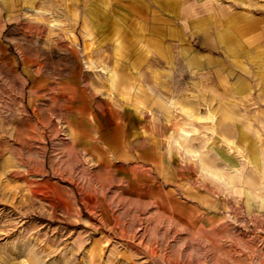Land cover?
I'll use <instances>...</instances> for the list:
<instances>
[{
  "label": "crops",
  "instance_id": "0c3cea01",
  "mask_svg": "<svg viewBox=\"0 0 264 264\" xmlns=\"http://www.w3.org/2000/svg\"><path fill=\"white\" fill-rule=\"evenodd\" d=\"M31 2L0 0V37L23 20ZM72 5L73 24L90 45L91 73L105 81L90 85L88 96L79 85L70 93L59 81L56 123L63 145L57 149H73L96 167L115 170L125 193L168 217L208 227L218 216L207 209L218 210L220 202L208 184H224L208 168L234 166L226 149H250L255 135L243 122L248 113L264 111L262 7L254 0ZM255 119L264 122V116ZM183 164L196 166L195 182L189 183Z\"/></svg>",
  "mask_w": 264,
  "mask_h": 264
},
{
  "label": "rangeland",
  "instance_id": "374dc122",
  "mask_svg": "<svg viewBox=\"0 0 264 264\" xmlns=\"http://www.w3.org/2000/svg\"><path fill=\"white\" fill-rule=\"evenodd\" d=\"M254 1L264 14V0ZM72 6L32 0L0 37V264H264V122L255 119L264 111L243 122L255 135L250 149H226L234 166L208 168L224 184H208L220 202L207 209L218 219L203 228L134 199L115 170L57 149L59 81L85 96L105 81L91 73L90 45L73 24ZM208 160L212 167L210 152ZM195 167H181L189 183Z\"/></svg>",
  "mask_w": 264,
  "mask_h": 264
}]
</instances>
